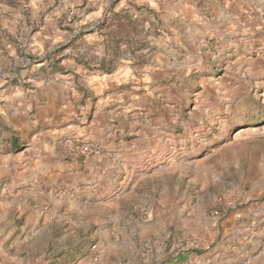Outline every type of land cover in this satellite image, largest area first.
<instances>
[{
  "label": "rangeland",
  "instance_id": "rangeland-1",
  "mask_svg": "<svg viewBox=\"0 0 264 264\" xmlns=\"http://www.w3.org/2000/svg\"><path fill=\"white\" fill-rule=\"evenodd\" d=\"M39 27L49 41L36 50ZM129 61L133 116L159 132L140 144L135 185L68 190L88 213L52 235L24 233L17 248L1 238L0 264H264V0H0V106L11 115L0 137L17 121L14 96L45 84L40 99L71 80L84 93L82 69ZM243 208L252 213L238 223ZM217 246L235 259H210Z\"/></svg>",
  "mask_w": 264,
  "mask_h": 264
},
{
  "label": "crops",
  "instance_id": "crops-1",
  "mask_svg": "<svg viewBox=\"0 0 264 264\" xmlns=\"http://www.w3.org/2000/svg\"><path fill=\"white\" fill-rule=\"evenodd\" d=\"M32 37L35 42L30 47L36 50L49 41L47 31L40 27ZM81 71L78 81L86 90L84 93L78 92L71 80L39 99L37 93L43 94L47 88L40 84L29 89V94L14 96L15 101L6 104L17 121L6 122L8 132L0 137V181L7 174L11 180L8 195L6 189L0 188V239L15 236L16 248L24 233L30 240L45 232L52 235V231L57 233L62 227L63 219L73 220L71 212L88 213L83 211L87 204L80 206L82 200L74 194L80 192L74 190L69 195L68 190L90 183V198L103 197L102 191L108 186L122 189V193L129 185L134 186L135 160L146 155L144 149L142 153L139 150L140 144L145 146L158 136V130L150 127L154 123L152 117L138 123L133 116L137 106L132 98L140 79L131 61L119 69ZM0 118L4 123L11 118L1 106ZM121 124L129 125L126 133L130 137L124 138L125 127ZM80 140H93L102 149L83 152L78 147ZM54 186L65 188L61 193L64 195L54 197ZM101 202L106 205L104 200ZM236 211L234 214L242 217L238 223L249 215L245 208ZM65 226L67 230L75 228L73 223ZM208 254L214 261L228 256L230 262L235 259L233 250L220 246ZM196 257L202 258L200 263L206 262L204 256Z\"/></svg>",
  "mask_w": 264,
  "mask_h": 264
},
{
  "label": "built area",
  "instance_id": "built-area-1",
  "mask_svg": "<svg viewBox=\"0 0 264 264\" xmlns=\"http://www.w3.org/2000/svg\"><path fill=\"white\" fill-rule=\"evenodd\" d=\"M79 148L86 153L99 151V147L96 146V144L93 142H86V143L83 142V144L79 145ZM228 206L230 207V203H228ZM221 215H222V210H220L219 208L214 211L215 218L219 219ZM94 248H96V246H93V249Z\"/></svg>",
  "mask_w": 264,
  "mask_h": 264
}]
</instances>
